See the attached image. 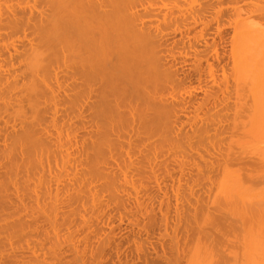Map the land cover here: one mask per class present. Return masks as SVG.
Masks as SVG:
<instances>
[{
	"label": "bare ground",
	"instance_id": "6f19581e",
	"mask_svg": "<svg viewBox=\"0 0 264 264\" xmlns=\"http://www.w3.org/2000/svg\"><path fill=\"white\" fill-rule=\"evenodd\" d=\"M0 264H264V0H0Z\"/></svg>",
	"mask_w": 264,
	"mask_h": 264
}]
</instances>
